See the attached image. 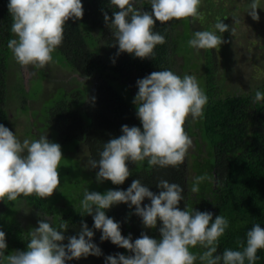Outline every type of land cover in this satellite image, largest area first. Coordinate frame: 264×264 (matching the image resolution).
Segmentation results:
<instances>
[{"label": "clouds", "instance_id": "1", "mask_svg": "<svg viewBox=\"0 0 264 264\" xmlns=\"http://www.w3.org/2000/svg\"><path fill=\"white\" fill-rule=\"evenodd\" d=\"M201 0H150L151 12L137 9L134 0H109L118 9L112 18L105 11L104 22L112 30L118 52L134 55L139 59L152 58L158 44H164L165 36L154 32L156 21L166 24L173 19L198 18ZM8 11L12 18L11 33L15 38L7 47L22 68H44L53 60L52 53L62 45L64 28L69 20L83 18L81 0H9ZM259 0H252L248 15L259 21ZM234 24L239 23L236 15ZM215 30L224 33L229 26L218 19ZM232 34L235 29H231ZM225 41L216 31L203 30L193 33L187 45L198 50H211ZM115 61H113L114 63ZM87 80L88 77L85 76ZM138 92L132 103L142 124L140 127L123 125L122 135L103 145L99 160H89V168L97 169L96 181H111L122 185L131 175L127 162L147 161L149 168L178 167L185 160L192 140L184 129L190 116L195 122L203 119L208 97L194 75L183 77L171 70L152 72L136 81ZM264 100V93L257 90L253 102ZM63 158L61 145L51 142L47 135L39 139H24L0 124V201H16L18 197L35 195L46 199L60 185L59 166ZM212 178L207 174L197 176L190 188L199 192V185ZM158 194L149 190L140 179L132 181L127 190H107L101 194L84 190L80 201L82 216L92 215L93 227L101 231V241L124 248L133 255L116 253L105 258V264H256L258 250L264 249V228L254 224L246 233V245L238 241L242 250L225 249L217 254L219 238L224 235L229 222L218 215L213 221L211 212L189 209L178 205L184 200V189L177 183L160 179ZM147 198L150 204L142 206ZM135 206V215L141 218L145 229H155L158 221L160 239L142 232L133 242L131 234L121 233V226L106 215L113 205ZM38 220V227L27 232L26 251H14L5 255V232L0 230V264H66V261L101 256V249L92 242L94 232L84 222L77 236L65 240L64 232L69 224L61 220L54 227L47 213ZM203 249L194 253L192 248Z\"/></svg>", "mask_w": 264, "mask_h": 264}, {"label": "trees", "instance_id": "2", "mask_svg": "<svg viewBox=\"0 0 264 264\" xmlns=\"http://www.w3.org/2000/svg\"><path fill=\"white\" fill-rule=\"evenodd\" d=\"M8 2L9 0H0V124L10 130L9 116L5 111L8 60L11 55L7 44L15 37L11 33L12 18ZM81 3L83 18L66 23L63 43L54 51L57 56L53 61L70 70L74 83L79 81L77 76L81 79L88 77L92 84L87 90L89 97L85 99L82 90H64L59 93L57 100L42 109V113L46 126L62 143H80L88 150L90 160H99L104 143L122 135L123 125L142 129L136 115V106L132 103L138 92L136 81L161 70L175 73L176 56L184 58L181 66L183 69L188 67L187 54L191 48L187 42L193 35L190 31L193 18L173 19L166 24L156 21L153 31L164 35L166 42L155 47L152 58L142 60L126 52L116 55L118 45L112 46L116 41L112 30L106 26L103 15L106 11L112 18L113 11L118 10L109 5V0H81ZM204 3L211 10L212 0H205ZM134 6L151 12L150 0H134ZM206 18L207 16L200 20L204 22ZM178 25L183 29L181 34L176 33ZM204 57V83L201 88L208 97V103L204 108L203 119L195 122L187 119L184 129L188 135L200 137L201 143L206 147V158L200 159L196 154H187L178 167L167 168H149L147 161L137 164L128 161L131 175L122 185H114L107 180L104 182L110 190H127L133 180L140 179L143 185L157 194L159 189L156 184L160 179L179 184L184 189V200L178 205L181 210L187 206L189 209L211 212L212 222L218 215L228 220L229 225L218 242L217 254H222L225 249L242 250L237 242L241 241L246 245V233L254 224H260L264 228V100L253 102L257 90L264 93V81L247 93L221 96L213 65L215 55L212 50H206ZM21 90L26 91L23 88ZM195 130L198 134L193 132ZM193 160L196 163L194 169L193 166L189 167ZM97 171L98 168L93 169L95 174ZM204 174L212 179L202 182L199 192L192 193L190 188L195 177ZM103 193L105 192H101ZM145 204H150L147 198L142 206ZM63 206L50 207L35 195L20 196L16 201H0V230L4 229L7 244L5 254L17 250L26 251L27 232L33 226L29 222L26 229L22 226V220L26 216L28 219L34 217L36 223V220L43 218L37 213L49 210L47 214L54 227L61 220L69 224L67 231L63 233V243L67 244L68 237L77 236L84 222L93 230L92 242L102 252L101 256L90 255L66 261V264H105V258L109 255H133L112 244L110 240L102 242L101 231L93 227L92 215L79 214L82 211L80 205L65 206L67 208ZM134 213L135 206L129 208L123 203L106 210V215L120 224L122 235L127 237L131 234L133 242L142 232L160 239L161 222L158 221L155 229H145L141 218ZM9 220L10 225L7 226ZM191 251L200 253L203 249L197 246ZM257 256L259 259L256 264H264V249L258 250ZM196 264L200 262L197 260Z\"/></svg>", "mask_w": 264, "mask_h": 264}, {"label": "rangeland", "instance_id": "3", "mask_svg": "<svg viewBox=\"0 0 264 264\" xmlns=\"http://www.w3.org/2000/svg\"><path fill=\"white\" fill-rule=\"evenodd\" d=\"M204 2L205 0H201L200 15L191 21L190 31L193 34L209 28L208 30L216 31L225 41L216 49H211L215 55L213 65L221 96L240 95L255 89L264 81V0H259L260 8L256 10L259 21H254L247 14L252 0H212L211 10ZM233 15L238 17L239 23L234 24ZM206 16V21L202 22L200 19L203 20ZM218 19L229 26L228 31L220 33L215 30L214 25ZM232 28L235 29L233 34ZM182 30L178 25L176 33L181 34ZM205 51L191 48L187 54L189 65L186 69L181 67L184 58L176 56L175 73L179 76L194 75L202 87ZM52 56L54 58L57 54L53 52ZM71 78L70 70L62 68L53 60L40 69L32 66L22 68L14 60L12 52L8 60L5 111L9 116L10 130L21 142L26 138L39 139L41 135H47L49 141L61 145L63 158L58 169L60 185L51 197L43 199L50 207L80 205L86 188L99 193L110 190L106 182L97 183L96 174L89 168L90 157L86 147L76 142L62 143L44 122L42 109L57 100L62 91L82 90L85 99H88L87 90L92 87L91 82L77 76L79 81L74 83ZM21 88L26 91L23 92ZM188 119L193 121L190 116ZM193 132L198 134L197 130ZM188 136L192 140V146L187 154H196L198 158L205 159L206 147L201 143L200 137ZM188 159L190 163L191 160ZM191 166L193 169L196 167L194 160L189 164L190 168ZM43 213L49 214V210H43ZM9 222L10 220L7 221V226L10 225ZM29 222H32L34 228L38 227V221L35 223L34 217L28 219V216L22 220V226L27 229Z\"/></svg>", "mask_w": 264, "mask_h": 264}]
</instances>
